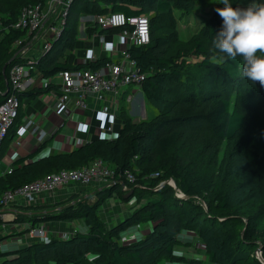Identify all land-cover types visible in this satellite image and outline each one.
Wrapping results in <instances>:
<instances>
[{
    "label": "trees",
    "instance_id": "obj_1",
    "mask_svg": "<svg viewBox=\"0 0 264 264\" xmlns=\"http://www.w3.org/2000/svg\"><path fill=\"white\" fill-rule=\"evenodd\" d=\"M46 1L0 0V69L7 63L5 78L0 71V102L11 93L10 67L25 61L14 56L13 43L26 35L25 31L14 27L19 12L25 6H42ZM177 2L181 1L71 0L60 35L47 49H42L31 74L42 79L62 69L95 70L113 61L104 57L72 65L66 59L60 60L66 57V51L74 49L77 38L78 26L69 22L70 17L77 15V20L78 15L108 12H123L126 17L145 15L149 20L150 41L132 46L129 51L139 70L145 73L139 88L156 113L149 119L134 122L119 107L122 124L115 137L94 138L70 152L50 154L29 163H24V159L15 160L12 170L0 176V194L45 174L78 169L95 159L114 169L117 180L109 187L95 186L93 202L75 194L51 205H28L25 209L30 215L17 213L15 223L29 219L34 226L42 222L81 219L87 230L75 232L68 238L54 236L33 241L12 252L0 253V264H164L182 261L184 257L174 251L197 242L204 245L202 254L206 261L191 260L193 264H240L242 260L262 264L253 254L260 243L256 232L247 226L243 231L235 230L238 224L243 225V219L227 215L232 207L231 196L244 187L242 181L233 177L235 161L225 155L213 172L204 169L197 156L186 162L176 158L173 151L182 135L206 136L214 143L238 137L242 161L252 170L254 145L262 146L264 142V87L259 82L241 78V58L219 59L220 54L212 46V38L221 24L216 11L202 18L196 35L180 41L171 14L172 5ZM230 2L246 7L250 0ZM119 30L101 29L89 21L85 23L84 33L90 36L94 32ZM10 58L13 59L9 61ZM51 88L56 86L40 87L36 93ZM7 89V94L3 95ZM27 91L15 93L19 101L18 114L0 145V157L18 126L21 99ZM251 115L258 120L253 117L251 121ZM253 135L256 140L251 138ZM138 165L141 168L136 170ZM126 170L134 175L133 182L123 176L118 178ZM155 172L159 174L154 176ZM168 179L173 180L176 188L167 183L156 188ZM120 181L127 190H122ZM129 190L131 195L123 198ZM114 193L120 202L130 203L133 199V203L122 220L109 226L100 217L98 208ZM147 222L152 224L150 232L131 242H120L122 232Z\"/></svg>",
    "mask_w": 264,
    "mask_h": 264
},
{
    "label": "crops",
    "instance_id": "obj_2",
    "mask_svg": "<svg viewBox=\"0 0 264 264\" xmlns=\"http://www.w3.org/2000/svg\"><path fill=\"white\" fill-rule=\"evenodd\" d=\"M89 17V15L81 16V23L80 26H78L74 49L66 51V57H63L60 60L66 59V62L72 65L86 63L90 60L101 59L104 57H107L110 60H115L117 52L126 46L124 38L120 36L119 32H103L105 34L102 36H99V34L102 33L94 32L92 35L87 36L84 33L85 23L89 21L93 23ZM30 48L31 56L34 59L38 58L42 53L41 42L38 37L33 44H31ZM55 76L56 77H50V81L52 84L58 85L59 78L57 75ZM41 80L42 79L37 75L34 76L33 85H29L24 90L27 91L30 89L21 99L20 112L22 115L20 121L18 126L13 130L12 138L5 145L3 154L0 157V176L8 173L9 169L12 170L14 161L17 159H24V163H29L49 156L50 154L70 152L79 145L85 144L94 138H113L117 135L121 127L122 121L117 115L119 105L117 96L116 98H113L111 95H108L100 103H94L91 101L90 106L82 111L75 108L72 101L67 102L64 106H60L48 91L36 93L40 88L39 81ZM138 87L129 85L120 91V94H123V97L126 96V103L128 104L127 106L131 113L136 107V104L140 108L141 115L138 116L139 118L132 113L134 117L131 119L134 122L141 120L140 118H142L145 105L144 96ZM53 90L56 91V93L58 91L57 88H53ZM114 99L118 101V105L115 107L113 105ZM104 107H107V111L106 113H101ZM28 120H31L32 122L31 129H35L33 134L39 133L41 130L45 131V136L42 140H38L36 136L29 134L24 130V124ZM108 126L111 127L114 135H110V133L106 131V127ZM94 187V185L89 186V189L91 190L84 192L82 197L95 199L93 194L94 191L92 190ZM83 188L84 186L81 185H67L56 189L55 192L52 193H42L31 203L17 200L2 211L3 214H5L6 222L11 223L14 222L13 220L16 218L17 213H24L28 216L30 215L31 212L26 211L25 209L28 205H51L56 202L65 201L69 197L78 194L79 190ZM115 196L116 194L114 193L106 201L116 199ZM113 203L114 204L108 203L104 205V208L99 212L100 217L109 226L122 220V218L130 212L133 200H131L130 203H123L114 200ZM28 221L29 219H27V222H22L21 224L31 226V222ZM37 224L45 228L47 233L46 240L54 236L57 238H68L75 232H85L87 230L86 225L81 219H66ZM145 224L147 226H145ZM151 227L152 224L148 222L144 224L142 223L139 226L131 227L121 233L120 242L127 243L140 238L147 233ZM0 241L2 246L0 253H8L22 248L33 241L44 240L26 236L23 228H14L6 230ZM197 244L200 243L197 242ZM200 245V248L204 249V245ZM178 248L175 251L179 254L181 251H179ZM187 248H183L181 254L188 256L189 252L187 251ZM201 252L198 250V253L195 255L201 256Z\"/></svg>",
    "mask_w": 264,
    "mask_h": 264
},
{
    "label": "built area",
    "instance_id": "obj_3",
    "mask_svg": "<svg viewBox=\"0 0 264 264\" xmlns=\"http://www.w3.org/2000/svg\"><path fill=\"white\" fill-rule=\"evenodd\" d=\"M70 2L71 0H49L42 6L40 4L25 6L20 10L14 27L25 31L26 35H30L32 32L39 30L43 18L50 10V15L54 17L53 19L58 18L59 21L48 28L50 40L44 43L42 49L45 50L50 46L51 41L60 35ZM89 18L101 29H120L119 34L124 38L126 46L117 52L116 59L106 62L95 70L89 68L62 69L56 73L59 78L58 85L52 84L49 77L42 78L39 81V85L42 88H47L50 84L56 86L58 89L57 93L53 88L49 89L48 92L60 106L72 101L75 108L82 111L90 106L91 101L100 103L108 95L116 98L123 88L129 85L139 86L141 84L145 78V73L139 70L136 61L131 57L129 48L145 45L150 41L149 20L145 15L126 17L123 12H108L103 15H91ZM21 42V39L15 41L16 44ZM19 56L25 58L23 51H20ZM35 63V59L26 58L23 63L14 64L9 69L8 82L11 93L0 102V145L18 114L19 101L15 93L24 91L29 85L34 83V75L31 72ZM117 103L118 101L114 99V107ZM106 111L107 107H104L101 113H106ZM31 124V120L24 124V130L29 134H33L35 131L34 128L31 129ZM106 131L110 135H114L111 127H106ZM33 135L38 140H42L45 136V131L41 130ZM115 174L114 169L105 165L100 159H95L88 165L78 169H62L24 183L16 189L5 190L0 194V240L6 230L14 228H23L25 235L30 238L46 240V231L39 224L26 226L21 223L6 222L5 214H3L2 210L13 202L22 200L26 203H31L42 193L52 192L67 185L109 187L116 183ZM158 174V172H155L153 175L157 176ZM121 176L125 177L128 182L134 181V175L131 171L126 170L118 178ZM172 181V179H168L164 182L169 185L172 184L171 186L173 187ZM120 182L122 190H127V186L122 181ZM164 182H160L156 188H159ZM177 196L183 195L177 193ZM1 247L0 241V249Z\"/></svg>",
    "mask_w": 264,
    "mask_h": 264
},
{
    "label": "rangeland",
    "instance_id": "obj_4",
    "mask_svg": "<svg viewBox=\"0 0 264 264\" xmlns=\"http://www.w3.org/2000/svg\"><path fill=\"white\" fill-rule=\"evenodd\" d=\"M49 1V0H47ZM179 1V0H178ZM181 2H177L172 5L171 14L173 16V22L175 30L177 32V36L179 37L180 41H187L192 36L196 35L197 31L202 25V18L206 17L208 13L215 11V9L220 4L218 0H180ZM74 16V15H73ZM77 16V15H75ZM74 17L69 18V22L75 24L76 27L80 26V18L81 16L78 15L77 20ZM54 17L50 15L49 12L45 15L42 20V25L36 32H32L31 35H25L22 38V42L20 44L13 43V47L15 50L14 56H19L20 51H23V56L26 58H33L31 56V44L35 41L38 37L39 41L41 42V47L46 41H49L50 34L48 32V28L52 24H56L59 19H53ZM105 33L99 34L102 36ZM34 36V37H33ZM20 57V56H19ZM34 59V58H33ZM3 67L0 69L2 75L5 78L6 70ZM52 77H56L51 76ZM50 78V77H49ZM167 87L168 83H166ZM134 87H138L134 85ZM139 88V87H138ZM117 94V98L119 100L118 111L117 115H119V107L122 108L128 117L132 118L134 115L138 117L140 114V108L136 104L132 113L128 109V104L126 103V96L123 97V94ZM144 110L142 118L140 119H149L155 115L156 109L152 107L149 103L144 101ZM251 121H254V118L258 120L255 115H251ZM254 117V118H253ZM139 118V117H138ZM206 136H181L180 141L178 142L176 148L173 151V155L176 158L182 159L186 162L189 160H193L192 157L197 156L199 164L204 167V169L209 171H217L218 165L220 164L223 156L229 155L235 161V168L233 177L239 179L244 183V187L240 189L238 192L231 196L232 207L227 215L231 218H241L243 219V225L238 224L235 227L237 231H243L245 226L249 227L250 229L256 232L257 241L260 242L258 248L253 250L254 257L257 256V251H260L261 256L262 252L264 251V142L263 145L256 144L254 147L256 148L255 160L251 164L252 170L250 166L247 167L244 161H242V156L239 152V141L238 137L235 139L227 141V142H210L206 139ZM253 140H256V137L253 135L251 136ZM199 154H196V152ZM3 160V158H2ZM102 161V160H101ZM103 162V161H102ZM104 163V162H103ZM107 165L106 163H104ZM108 166V165H107ZM136 170L141 168V165H138ZM150 166V165H149ZM257 169L258 171H255ZM254 170V171H253ZM173 182V181H172ZM175 184V183H174ZM87 190H91L88 188L80 189L78 194L84 195V192ZM93 190V189H92ZM52 192H55L52 191ZM47 192V193H52ZM90 192V191H89ZM44 194V193H43ZM83 200L87 199L89 202H93L95 199H90L88 197H82ZM115 201H120L118 196H115ZM114 200L105 201L99 208L98 212L104 205L106 204H114ZM133 200V199H132ZM104 211V209H103ZM139 226V225H138ZM145 226H147L145 224ZM152 228V227H151ZM151 228L148 232L151 231ZM45 230V228L43 227ZM46 231V230H45ZM147 232V233H148ZM47 234V233H46ZM146 234V233H145ZM201 245L195 243L193 246L185 247L189 252V255L185 256L181 254L183 247L178 248L179 254L177 251L176 254L178 256H183L184 259L182 261H175V262H164V264H193L191 260L199 259L206 261V257L201 252L203 249L200 248ZM197 250V252H196ZM198 250L201 252V256H196L195 254L198 253ZM257 258V257H256ZM1 259V258H0ZM258 259V258H257ZM263 259V258H262ZM264 260V259H263ZM243 261V260H242ZM240 264H250V261L242 262ZM252 264V263H251Z\"/></svg>",
    "mask_w": 264,
    "mask_h": 264
},
{
    "label": "clouds",
    "instance_id": "obj_5",
    "mask_svg": "<svg viewBox=\"0 0 264 264\" xmlns=\"http://www.w3.org/2000/svg\"><path fill=\"white\" fill-rule=\"evenodd\" d=\"M215 9L221 18L212 46L219 59H242L241 78L259 82L264 87V0H250L246 7L234 6L230 0H218Z\"/></svg>",
    "mask_w": 264,
    "mask_h": 264
},
{
    "label": "water",
    "instance_id": "obj_6",
    "mask_svg": "<svg viewBox=\"0 0 264 264\" xmlns=\"http://www.w3.org/2000/svg\"><path fill=\"white\" fill-rule=\"evenodd\" d=\"M13 58H10V60L9 61H11ZM7 64V63H6ZM6 64L4 65V67H3V70H4V68H5V66H6ZM7 91H8V89L3 93V95H6L7 94ZM164 183H166V182H164ZM173 184H174V182H173ZM170 185H172V184H170ZM173 188H176L175 187V184L173 185ZM131 190H129L124 196H123V198H128L130 195H131ZM257 253V258H258V260L262 263V264H264V260L262 259V256H261V253H260V251H257L256 252Z\"/></svg>",
    "mask_w": 264,
    "mask_h": 264
}]
</instances>
